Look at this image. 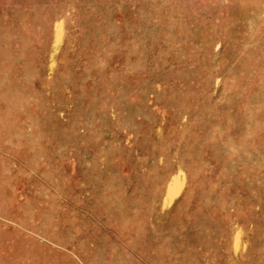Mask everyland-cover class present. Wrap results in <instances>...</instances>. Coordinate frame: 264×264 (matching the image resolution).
<instances>
[{
  "label": "rangeland",
  "instance_id": "obj_1",
  "mask_svg": "<svg viewBox=\"0 0 264 264\" xmlns=\"http://www.w3.org/2000/svg\"><path fill=\"white\" fill-rule=\"evenodd\" d=\"M0 264H264V0H0Z\"/></svg>",
  "mask_w": 264,
  "mask_h": 264
}]
</instances>
